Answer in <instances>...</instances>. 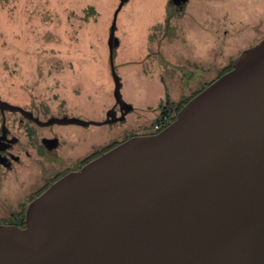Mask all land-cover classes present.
<instances>
[{"label":"water","instance_id":"95a60500","mask_svg":"<svg viewBox=\"0 0 264 264\" xmlns=\"http://www.w3.org/2000/svg\"><path fill=\"white\" fill-rule=\"evenodd\" d=\"M127 1L108 40L126 111L113 57ZM0 264H264V38L166 128L57 180L28 204L25 228L0 225Z\"/></svg>","mask_w":264,"mask_h":264},{"label":"rangeland","instance_id":"374dc122","mask_svg":"<svg viewBox=\"0 0 264 264\" xmlns=\"http://www.w3.org/2000/svg\"><path fill=\"white\" fill-rule=\"evenodd\" d=\"M168 1L128 0L116 23L113 65L121 94L140 118L151 113L150 126L165 104L164 86L175 103L202 91L264 38V0H189L177 14ZM118 5L0 0V96L53 108L70 103L74 114L87 117L100 103L109 105L114 80L108 40Z\"/></svg>","mask_w":264,"mask_h":264},{"label":"flooded vegetation","instance_id":"af4514ba","mask_svg":"<svg viewBox=\"0 0 264 264\" xmlns=\"http://www.w3.org/2000/svg\"><path fill=\"white\" fill-rule=\"evenodd\" d=\"M168 4L175 14L187 5L171 0ZM162 34H165L164 29ZM156 44L158 46V42ZM172 92L164 86V98ZM194 92L196 90L190 95ZM87 98L91 101V97ZM0 100L21 108L12 110L0 106V225L25 228L28 204L57 180L81 169L129 138L151 133V113L140 118L128 102L132 108L126 111L116 101L114 93L109 105L100 103L89 117L86 112L74 114L70 103L65 107L60 103L53 108L33 99L27 104L15 103L1 96ZM156 109H152L154 115ZM55 118L106 123H50ZM141 120L144 121L141 123ZM141 126H144V131H140Z\"/></svg>","mask_w":264,"mask_h":264},{"label":"trees","instance_id":"16d2710c","mask_svg":"<svg viewBox=\"0 0 264 264\" xmlns=\"http://www.w3.org/2000/svg\"><path fill=\"white\" fill-rule=\"evenodd\" d=\"M186 4L187 3H185L184 5H186ZM184 8L185 7H183V10H184ZM233 62L234 61L230 62L229 65L227 67H225L219 73L218 77H220L224 73L230 71L232 69V67H233ZM200 91L201 90L196 91V92H194L192 95H190L188 97H183L182 100H180L179 102H176V103L173 102L170 99V96L167 95L166 98H165V104L161 106L160 114H158L157 116H155L154 121L151 124V127H150L151 128V133L150 134H157L158 132H160L161 130H163L164 128H166L171 122H173L176 119L177 114L180 111V109L183 107V105H185L191 98H193ZM155 125H159L160 126V129L159 130H154V126Z\"/></svg>","mask_w":264,"mask_h":264},{"label":"built area","instance_id":"2783aa9c","mask_svg":"<svg viewBox=\"0 0 264 264\" xmlns=\"http://www.w3.org/2000/svg\"><path fill=\"white\" fill-rule=\"evenodd\" d=\"M160 129V126L159 125H155L154 126V130H159Z\"/></svg>","mask_w":264,"mask_h":264}]
</instances>
